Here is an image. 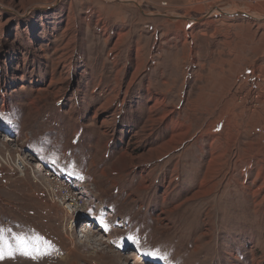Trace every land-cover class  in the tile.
Masks as SVG:
<instances>
[{"label":"rangeland","instance_id":"374dc122","mask_svg":"<svg viewBox=\"0 0 264 264\" xmlns=\"http://www.w3.org/2000/svg\"><path fill=\"white\" fill-rule=\"evenodd\" d=\"M138 1L0 0V264H264V0Z\"/></svg>","mask_w":264,"mask_h":264},{"label":"crops","instance_id":"0c3cea01","mask_svg":"<svg viewBox=\"0 0 264 264\" xmlns=\"http://www.w3.org/2000/svg\"><path fill=\"white\" fill-rule=\"evenodd\" d=\"M245 32H247V34L244 33L243 37H241L242 45H244L243 49L245 48V52L240 53L238 57L227 58L226 59L227 61L225 60L226 66H224V69L225 71L226 70L229 71L228 75H229V78L231 79L233 77H236V79L238 78L237 80H239L241 79V76L244 75V73H248V72H250L251 74L256 73L257 78L262 77V79H264V32H263V29L260 28L254 31L245 30ZM248 50L250 52V57L248 55ZM214 87L216 89L218 86L214 85ZM261 112L264 114V109ZM263 118H264V115H263Z\"/></svg>","mask_w":264,"mask_h":264},{"label":"built area","instance_id":"2783aa9c","mask_svg":"<svg viewBox=\"0 0 264 264\" xmlns=\"http://www.w3.org/2000/svg\"><path fill=\"white\" fill-rule=\"evenodd\" d=\"M261 79H259V85L256 87V89H258V91L260 90L261 92L259 94H256L254 95V99L256 100V102L260 105V102L262 104V101H263V98H264V90L262 91L261 89L264 87V83ZM251 93H254V90H250ZM44 172H47L48 175L50 176L51 179H53V181L56 182V185L58 187V190H60L61 188L65 187V188H68L70 189L73 193L77 194L76 196L78 197H82L84 196V193L81 191V189L78 187V183L76 181V179L69 173H67L66 171H56V172H53V171H50L46 168H44L43 170ZM53 188V187H52ZM53 191V189H52ZM56 196V195H55ZM65 196L66 198H70L69 194L66 192V195H63ZM63 196L59 197V200L60 202H62L63 200ZM85 200V199H83ZM88 201V199H87ZM89 208V207H88ZM86 208V210H83L82 211V214H87L88 209ZM70 216V215H69ZM73 217V216H72Z\"/></svg>","mask_w":264,"mask_h":264},{"label":"bare ground","instance_id":"6f19581e","mask_svg":"<svg viewBox=\"0 0 264 264\" xmlns=\"http://www.w3.org/2000/svg\"><path fill=\"white\" fill-rule=\"evenodd\" d=\"M108 1H114V0H108ZM116 1V0H115ZM120 2H126V3H129V4H134V3H137V5H139V1L138 0H119ZM127 5V4H126ZM124 6V5H123ZM214 13H222L221 15H229V16H235L236 14H233V13H226V11H223V10H216ZM247 14V13H246ZM252 19H256L255 16L253 15H250L248 14ZM209 17V16H208ZM179 18V17H178ZM9 139V138H8ZM24 165V162L22 163ZM50 183V182H49ZM53 185V184H52ZM53 187V186H52ZM63 200H62V204H61V207L63 206L64 210L66 211L67 214H69L70 216H72L71 214H74V211L76 208L79 207V199L78 197H74V196H70V198H66L65 196H63ZM74 218V217H73ZM86 227V225H85ZM84 227V228H85ZM71 229V228H70ZM85 237V236H83ZM94 238V237H93ZM91 240V239H90ZM74 240H72L73 242ZM86 242V241H85ZM89 243H86V245H88L89 247L92 245V242L91 241H88ZM91 242V243H90ZM105 254V253H104ZM106 255V254H105ZM137 259V258H136ZM112 261V260H111Z\"/></svg>","mask_w":264,"mask_h":264},{"label":"snow or ice","instance_id":"6c2138e0","mask_svg":"<svg viewBox=\"0 0 264 264\" xmlns=\"http://www.w3.org/2000/svg\"><path fill=\"white\" fill-rule=\"evenodd\" d=\"M0 233H2V230H0ZM129 239H132V238H129ZM18 242L20 243V245H21L22 247H27L26 244H25V240H24V238H18ZM133 242H137V241L134 240ZM5 247H8V245H7V243L3 240L2 235H0V258H3V253H4V249H5ZM148 254H150V255H154L155 258H157V259H159V260H161V261H163V262H166L167 259H168L166 255H164V254H160V253H159V250H156L155 253L149 252Z\"/></svg>","mask_w":264,"mask_h":264},{"label":"water","instance_id":"95a60500","mask_svg":"<svg viewBox=\"0 0 264 264\" xmlns=\"http://www.w3.org/2000/svg\"><path fill=\"white\" fill-rule=\"evenodd\" d=\"M138 8H139V5H137V3H134ZM140 9V8H139ZM215 12V11H214ZM222 14V13H221ZM237 16H246V17H249V18H251L248 14H246L245 12H243V13H238L237 14ZM174 19H176V20H180V19H182V20H186V21H188V20H192L193 22H199L200 20H196V19H185V18H178V17H174ZM252 19V18H251Z\"/></svg>","mask_w":264,"mask_h":264}]
</instances>
